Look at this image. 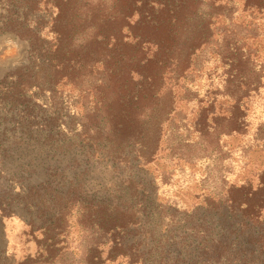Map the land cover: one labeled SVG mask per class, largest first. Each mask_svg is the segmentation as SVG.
I'll list each match as a JSON object with an SVG mask.
<instances>
[{
  "label": "rangeland",
  "instance_id": "rangeland-1",
  "mask_svg": "<svg viewBox=\"0 0 264 264\" xmlns=\"http://www.w3.org/2000/svg\"><path fill=\"white\" fill-rule=\"evenodd\" d=\"M37 1L30 26L53 46L57 0ZM163 2L157 21L142 0H79L99 19L78 38L96 47L67 84L7 31L16 6L0 0V264H212L186 229L230 232L220 204L264 174V0ZM121 59L145 102L116 139L98 102ZM26 66L40 85L11 104L4 81Z\"/></svg>",
  "mask_w": 264,
  "mask_h": 264
},
{
  "label": "trees",
  "instance_id": "trees-1",
  "mask_svg": "<svg viewBox=\"0 0 264 264\" xmlns=\"http://www.w3.org/2000/svg\"><path fill=\"white\" fill-rule=\"evenodd\" d=\"M8 1L16 7L8 10L11 17L7 20V31L17 35L19 39L27 40L31 44L34 58H39L44 61V64H47L46 71L50 72V76L57 72V74L65 73L63 77H66V82L69 84L73 75L79 74V68L75 66L78 59L83 62L82 66L84 68L88 66L91 60L90 55H93L92 50L96 47V38L90 36L86 38L85 36L79 39L78 37L81 35L82 30L85 32V26L94 29L99 16L97 17L92 10H83L79 0H57V4L54 6L57 15L52 19L51 24L53 26L50 29L55 44L49 46L45 42L46 39L42 38L45 24L41 20H37L33 27L30 26L31 14L43 11L40 9V1ZM137 3L141 2L137 1ZM17 5L24 8L21 16L18 13L14 14V16L17 15L16 20L12 13L15 12L14 9L17 8ZM149 6H152V10H149ZM165 7L163 0L159 2L158 0H142L140 9L143 11V16L144 14L147 17L152 15L158 21L161 19V14L166 11ZM161 22H157L156 26L158 28L162 26ZM118 61H122V67H119V72L111 67L110 76L112 77L105 83L102 98L98 102L102 105L104 115L107 116L105 127L109 128V132L113 133L116 139V133L124 130L123 121L128 116V108L131 106V111H137L145 102V96L141 92V83H137L136 91L129 92L126 88V80L128 79V82H131L130 77L134 78L138 72L131 68V63L127 59L117 60L115 62L117 68ZM31 68L26 66L17 74L9 75L10 79L6 78L4 81L3 91H5V99L9 103L17 104L20 101H26L31 87L40 85L38 78H34L32 75L34 70ZM52 71L53 74H51ZM141 80H144V77ZM138 84H140V89ZM33 97L34 95L31 94V98ZM232 108L239 110L238 106ZM230 114L229 121L236 124L240 119H234L232 112ZM31 118V114L19 118L14 115L10 123H15L17 127L23 125L30 127L33 126L30 122ZM232 132L238 133L236 129ZM142 157L141 155V159ZM220 205H226L228 208L230 232L223 234L220 230L215 231L216 229L211 231L190 226L186 229L189 235L191 233L195 235L201 246L203 245L202 254L204 253L207 260L211 261L212 264H221L222 262H226V264H232L233 262L236 264L264 263V174L260 177L256 188L249 184L230 188L226 202Z\"/></svg>",
  "mask_w": 264,
  "mask_h": 264
}]
</instances>
